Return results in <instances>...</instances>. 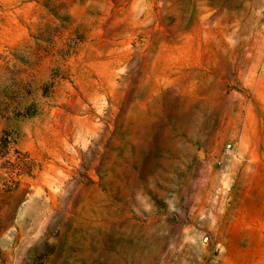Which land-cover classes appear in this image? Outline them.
<instances>
[{"label":"rangeland","instance_id":"obj_1","mask_svg":"<svg viewBox=\"0 0 264 264\" xmlns=\"http://www.w3.org/2000/svg\"><path fill=\"white\" fill-rule=\"evenodd\" d=\"M0 264H264V0H0Z\"/></svg>","mask_w":264,"mask_h":264}]
</instances>
